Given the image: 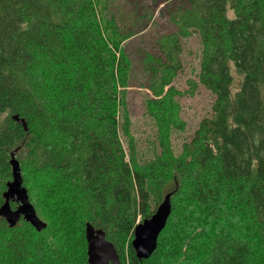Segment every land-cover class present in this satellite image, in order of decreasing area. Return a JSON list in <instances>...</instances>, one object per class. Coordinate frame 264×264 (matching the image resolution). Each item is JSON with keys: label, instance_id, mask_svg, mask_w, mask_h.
Segmentation results:
<instances>
[{"label": "trees", "instance_id": "obj_1", "mask_svg": "<svg viewBox=\"0 0 264 264\" xmlns=\"http://www.w3.org/2000/svg\"><path fill=\"white\" fill-rule=\"evenodd\" d=\"M176 3L177 31L143 57L159 149L144 160L125 99L134 25L120 23L111 0H0V208L16 152L46 224L38 232L0 217V264H88L87 223L105 232L121 264H264V0ZM194 35L199 67L184 94L202 87L214 102L175 158L163 132L182 130L183 93L172 83L182 40ZM169 194L157 248L140 260L138 217L151 218Z\"/></svg>", "mask_w": 264, "mask_h": 264}, {"label": "rangeland", "instance_id": "obj_2", "mask_svg": "<svg viewBox=\"0 0 264 264\" xmlns=\"http://www.w3.org/2000/svg\"><path fill=\"white\" fill-rule=\"evenodd\" d=\"M113 3L112 12L124 26H133L137 33L132 39L126 42L125 49L132 63V74L130 86L126 90L125 99L128 112L132 120V135L136 144V155L140 159L150 160L157 153L158 133L155 123L149 117L146 110V99L155 98L151 88L152 80L145 73L143 57L146 54H158L159 50L156 41L168 34L175 33L177 27L171 21V14L177 8L176 0H111ZM228 16H233L229 12ZM182 71L175 78L172 86L183 94L177 98L180 107L181 129L174 132V128L164 131L171 136L170 149L173 156L179 157L185 143L192 140L200 122L210 117L214 96L202 87L193 96L184 94L188 91V80L195 79L200 61V44L196 35L189 39L182 40ZM233 91L238 88L240 78L235 76ZM154 84V82H153ZM167 89V88H166ZM122 144L129 159L127 142L122 137ZM159 152V151H158ZM141 223L138 217L137 224Z\"/></svg>", "mask_w": 264, "mask_h": 264}, {"label": "water", "instance_id": "obj_3", "mask_svg": "<svg viewBox=\"0 0 264 264\" xmlns=\"http://www.w3.org/2000/svg\"><path fill=\"white\" fill-rule=\"evenodd\" d=\"M12 153L10 165L12 181L8 183L4 194L5 202L0 208V217L14 227L21 218L28 222L36 231L41 232L46 224L38 217L30 202L27 189L23 186L20 164ZM10 201L18 203L13 210ZM172 213L171 195H167L151 218L138 223L134 229L132 247L138 259H148L156 250L158 238L166 227ZM85 237L87 242L88 264H121L114 245L106 238L101 229H95L90 223L86 224Z\"/></svg>", "mask_w": 264, "mask_h": 264}]
</instances>
